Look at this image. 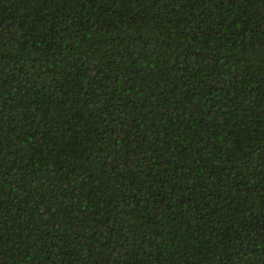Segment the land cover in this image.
<instances>
[{
    "label": "trees",
    "instance_id": "16d2710c",
    "mask_svg": "<svg viewBox=\"0 0 264 264\" xmlns=\"http://www.w3.org/2000/svg\"><path fill=\"white\" fill-rule=\"evenodd\" d=\"M0 264H264V0H0Z\"/></svg>",
    "mask_w": 264,
    "mask_h": 264
}]
</instances>
